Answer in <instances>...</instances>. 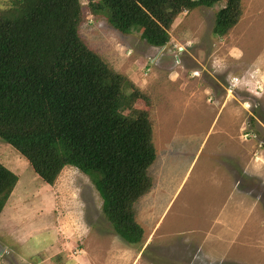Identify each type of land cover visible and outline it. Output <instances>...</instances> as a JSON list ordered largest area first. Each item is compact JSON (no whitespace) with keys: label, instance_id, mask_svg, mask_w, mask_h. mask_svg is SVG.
Here are the masks:
<instances>
[{"label":"rangeland","instance_id":"374dc122","mask_svg":"<svg viewBox=\"0 0 264 264\" xmlns=\"http://www.w3.org/2000/svg\"><path fill=\"white\" fill-rule=\"evenodd\" d=\"M89 2L80 37L139 91L130 107L152 124V187L134 205L143 238L114 232L88 176L64 167L47 184L0 140L17 176L0 212L2 264H264V0H241L223 36L212 33L218 5L184 10L161 47Z\"/></svg>","mask_w":264,"mask_h":264},{"label":"trees","instance_id":"16d2710c","mask_svg":"<svg viewBox=\"0 0 264 264\" xmlns=\"http://www.w3.org/2000/svg\"><path fill=\"white\" fill-rule=\"evenodd\" d=\"M241 0H90L89 11L122 34L164 46L184 10L218 5L212 33L225 35ZM80 0H10L0 11V140L53 184L64 167L88 176L103 215L129 244L143 238L135 203L152 187L156 158L140 93L80 37ZM129 106V107H127ZM130 108L127 113L123 109ZM17 176L0 163V212Z\"/></svg>","mask_w":264,"mask_h":264},{"label":"crops","instance_id":"0c3cea01","mask_svg":"<svg viewBox=\"0 0 264 264\" xmlns=\"http://www.w3.org/2000/svg\"><path fill=\"white\" fill-rule=\"evenodd\" d=\"M4 250H5V248L4 247H2V246H0V256H2L5 252H4ZM5 251H8V250H5ZM11 253V252H10ZM12 256V255H11ZM12 258H13V260H14V262L16 263V264H21V263H18L16 260H15V258L12 256Z\"/></svg>","mask_w":264,"mask_h":264},{"label":"built area","instance_id":"2783aa9c","mask_svg":"<svg viewBox=\"0 0 264 264\" xmlns=\"http://www.w3.org/2000/svg\"><path fill=\"white\" fill-rule=\"evenodd\" d=\"M0 264H2V262L0 261Z\"/></svg>","mask_w":264,"mask_h":264}]
</instances>
